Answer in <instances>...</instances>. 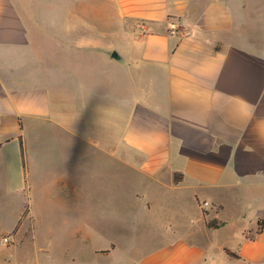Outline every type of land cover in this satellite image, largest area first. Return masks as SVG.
<instances>
[{"label":"crops","instance_id":"obj_1","mask_svg":"<svg viewBox=\"0 0 264 264\" xmlns=\"http://www.w3.org/2000/svg\"><path fill=\"white\" fill-rule=\"evenodd\" d=\"M246 23L225 0H0V264L26 241L42 264L32 204L75 201L100 153L136 174L144 212L195 209L233 233L133 264H264V43Z\"/></svg>","mask_w":264,"mask_h":264},{"label":"rangeland","instance_id":"obj_2","mask_svg":"<svg viewBox=\"0 0 264 264\" xmlns=\"http://www.w3.org/2000/svg\"><path fill=\"white\" fill-rule=\"evenodd\" d=\"M225 1L238 20L247 22L243 32L261 46V42L264 43V0ZM134 26V22L126 24V28ZM113 42L118 53L127 51L128 46L123 45L121 38H114ZM104 63L99 60L96 65L104 66ZM110 63L106 64H121ZM76 174L82 185L75 201L70 202L69 196L64 194L67 198L64 201L39 200L32 204L33 209L38 210L33 225L36 243L51 247L50 252H39L42 264H52L50 256L54 264H133L177 238L186 237L190 242L212 249L218 248V240L233 235L221 231L216 237L214 230L205 228L195 209H189L187 215L179 207L173 208L167 216L144 212L143 203L136 206L135 194L142 190L136 174L127 167L122 170L116 162L112 164L104 154L95 155L92 164L77 168ZM63 192L67 193L68 189ZM75 203L77 206L73 209ZM20 204L14 203V207ZM158 222H171L174 233L168 227L158 229ZM191 223L195 225L190 227ZM27 227L22 223V230ZM111 244L115 246L111 254H94L95 249H110ZM34 253L33 244L26 241L14 253L10 264H31L26 258L33 257Z\"/></svg>","mask_w":264,"mask_h":264},{"label":"trees","instance_id":"obj_3","mask_svg":"<svg viewBox=\"0 0 264 264\" xmlns=\"http://www.w3.org/2000/svg\"><path fill=\"white\" fill-rule=\"evenodd\" d=\"M20 140V144H21V155H22V162H23V166L26 169V149H25V145L24 142L22 140V137H19ZM182 175L180 174H176L175 175V181L178 182L179 180H181ZM224 223L221 221H217V220H208L206 221V226L209 229H217L219 227H221ZM262 224L261 221H259V228H258V232L261 230ZM226 253L232 257V258H239L238 255H236L235 253H232L228 250H226Z\"/></svg>","mask_w":264,"mask_h":264},{"label":"water","instance_id":"obj_4","mask_svg":"<svg viewBox=\"0 0 264 264\" xmlns=\"http://www.w3.org/2000/svg\"><path fill=\"white\" fill-rule=\"evenodd\" d=\"M110 57L112 60H116V61L121 60V56L116 50L112 51V53L110 54Z\"/></svg>","mask_w":264,"mask_h":264},{"label":"built area","instance_id":"obj_5","mask_svg":"<svg viewBox=\"0 0 264 264\" xmlns=\"http://www.w3.org/2000/svg\"><path fill=\"white\" fill-rule=\"evenodd\" d=\"M204 206H207V203H204ZM3 240H4L5 242H8V241L10 240V237H5Z\"/></svg>","mask_w":264,"mask_h":264}]
</instances>
